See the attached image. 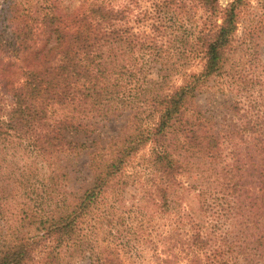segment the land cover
<instances>
[{
  "label": "trees",
  "instance_id": "1",
  "mask_svg": "<svg viewBox=\"0 0 264 264\" xmlns=\"http://www.w3.org/2000/svg\"><path fill=\"white\" fill-rule=\"evenodd\" d=\"M18 1L4 0L0 9V72L6 65L7 76L13 73L12 59L2 55L24 57L28 68L10 89L11 104L3 108L0 102V138L10 135L27 143L54 174L53 189L44 186L58 194L34 212L23 203L16 228L0 230V264H62L99 244L106 246L90 255L89 264H125L119 245L94 240L92 234L114 217L109 209L117 208L118 190L132 178L127 167L145 145L150 151L144 168L168 211H173L170 189L193 171L198 154L209 157L218 192L233 200L227 211L232 228L219 241L223 246L200 256L210 264H263L264 99H233L221 120L218 109L206 116L193 108L208 78H223V87L229 82L225 87L246 92L253 86L254 80L228 65L238 10L246 0L226 7L220 0H123L121 6L115 0H82L78 8L60 0ZM195 61L200 73L182 71ZM178 75L183 84L177 86ZM123 117L125 133L107 143L86 146L72 140L73 134L95 133L100 122ZM226 147L232 162L221 167ZM81 149L89 151L94 180L75 194L80 188L63 189L71 180L63 169L74 167ZM60 170L63 180L57 183ZM26 178L19 181L23 198L40 196ZM114 184L119 189L111 200ZM191 227L175 244L188 251L189 263L208 244L203 225Z\"/></svg>",
  "mask_w": 264,
  "mask_h": 264
},
{
  "label": "rangeland",
  "instance_id": "2",
  "mask_svg": "<svg viewBox=\"0 0 264 264\" xmlns=\"http://www.w3.org/2000/svg\"><path fill=\"white\" fill-rule=\"evenodd\" d=\"M31 1L35 2V0ZM231 1L220 0V5L226 7ZM3 2L4 0H0V9ZM60 2L70 8H78L82 0H60ZM16 3L18 4L19 1L16 0ZM123 3V0H115L113 4L121 6ZM238 16V30L228 65L232 68V72L238 70L243 75L249 76L250 81L254 80L252 88L249 85L250 91L248 92L234 85L227 88L225 86H230V83L228 82L223 87L222 82L226 83L223 78H211L210 80L208 78L201 85V90L193 105L194 109L206 116H209V110L213 109L211 111L214 112V109H218L219 120L224 117L225 113H229L228 108L233 99H264V0H246V3L238 10ZM39 44L42 45L43 42ZM2 57L6 60L12 59V75L7 76L8 67L6 65L1 67L2 72H0V87L5 88L0 92V102L3 108H7L12 102L10 89L23 80V72L28 67L24 57V59L4 55ZM184 70L200 73L201 63L191 62L182 68V71ZM182 78L183 76H175L173 83L177 86L183 84ZM126 119L123 117L100 122L95 133L73 134L71 135L72 140L75 144L79 142L86 146L93 142L102 145L109 139L125 133ZM27 146V143H21L10 135H3L0 138V230L2 231L16 228V217L21 215L23 203H27V209L34 212L38 208H46L47 203L50 204L47 200L51 196L56 198L58 194L57 189V193H50L53 184L51 178L54 174H50V168L41 164V160L35 159ZM149 151L150 146L145 145L133 157L127 167V172L132 178L123 189L118 190L117 184L109 189L108 194H112L111 200H113L115 190L121 192L120 201L116 204V209H109V214H114V217L107 219L100 226L99 233L92 234V238L94 240L98 238L99 242L112 241L114 245H119V248L123 249L121 257L125 264H210V258L207 261L200 254L202 250H209L211 253L214 246H223L219 241L224 240L223 237L227 230L232 228L229 226L231 219L227 211L233 200L218 192L217 184L212 183L218 180V177L214 175L215 172L209 171V157L201 158V154H198L199 157L192 160L196 162L193 171L181 177L180 186L170 189L172 204L169 210L173 211H168V208L163 207L160 198L157 199L154 195L152 181H150L147 169L144 168V161ZM88 152V149L79 150V155H76L73 163L74 167L72 168L71 165L68 169H63L64 173L70 172L71 177L68 184L64 182L66 185L63 189L76 191L80 188L75 194H81L92 186L94 173L88 166ZM227 153L228 148L226 147L224 150L226 157L221 167L231 161L232 156ZM60 174H62L61 170L54 178L57 183L63 180L58 177ZM26 177H30L32 184L38 188L36 193L40 196L36 197L34 192L32 197L23 198L18 188L19 181L24 182L27 180ZM76 178L79 180L76 181ZM44 185L50 188L47 189ZM108 202L111 201L108 200ZM44 213L42 211L36 214L43 215ZM193 222L203 225L200 232L208 239V244L205 249L198 250L199 257L189 263L186 256L188 251L181 250L179 245L175 247V244L179 234L182 232L190 234L193 231L195 227H191ZM36 233L39 231H33L31 234ZM100 246L103 248L106 245H95L92 251L87 250L85 254H76L72 259L65 256L66 258L61 263L89 264L90 255L94 256L98 253ZM161 260H163L162 263Z\"/></svg>",
  "mask_w": 264,
  "mask_h": 264
}]
</instances>
